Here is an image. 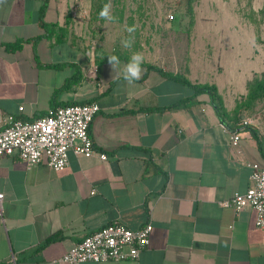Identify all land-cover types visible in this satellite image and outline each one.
<instances>
[{
  "label": "crops",
  "instance_id": "0c3cea01",
  "mask_svg": "<svg viewBox=\"0 0 264 264\" xmlns=\"http://www.w3.org/2000/svg\"><path fill=\"white\" fill-rule=\"evenodd\" d=\"M73 5L0 0V129L8 116L32 121L53 106L99 105L89 127L94 155L70 150L59 171L0 157V264H55L112 222L137 229L148 221L149 243L136 259L81 264H264V228L252 208L223 204L250 187L249 164L264 168V104L248 125L228 129L207 93L146 66L215 85L232 111L247 81L264 73L251 45L196 41L182 66L149 58L129 85L95 62ZM128 61L120 59L121 70Z\"/></svg>",
  "mask_w": 264,
  "mask_h": 264
},
{
  "label": "rangeland",
  "instance_id": "374dc122",
  "mask_svg": "<svg viewBox=\"0 0 264 264\" xmlns=\"http://www.w3.org/2000/svg\"><path fill=\"white\" fill-rule=\"evenodd\" d=\"M82 2L84 11L77 19L84 22L81 33L94 52L129 58L140 52L145 60L170 63L175 69L184 64L193 42L229 40L236 50V41H242L251 45L253 65L264 66V0H192L189 5L187 0H108L114 21L99 17L100 0L94 5L92 0ZM132 26L134 43L125 48L121 41L129 38L126 28ZM229 103H234L232 97Z\"/></svg>",
  "mask_w": 264,
  "mask_h": 264
},
{
  "label": "built area",
  "instance_id": "2783aa9c",
  "mask_svg": "<svg viewBox=\"0 0 264 264\" xmlns=\"http://www.w3.org/2000/svg\"><path fill=\"white\" fill-rule=\"evenodd\" d=\"M82 10V0H75L74 11L81 13ZM98 111L99 105L91 102L55 106L44 116L32 121L8 116L7 125L0 129V157L16 155L30 165L44 161L59 171L67 166L70 150L76 155L92 156L96 150L89 127ZM250 122V118H245L242 124L246 126ZM238 140V133H231V145L236 146ZM99 156L101 159L106 158L103 153ZM249 165L252 169L250 187L245 192H235L223 204L231 206L236 212L245 207L252 208L255 226L264 228V168L257 164ZM1 198L0 193V201ZM152 228L150 221L137 229L112 222L85 236L54 263L81 264L86 261L136 259L148 245Z\"/></svg>",
  "mask_w": 264,
  "mask_h": 264
},
{
  "label": "trees",
  "instance_id": "16d2710c",
  "mask_svg": "<svg viewBox=\"0 0 264 264\" xmlns=\"http://www.w3.org/2000/svg\"><path fill=\"white\" fill-rule=\"evenodd\" d=\"M92 1L94 5V0ZM191 1L192 0H187L188 5L191 3ZM107 3H108V0H100L98 10L100 9L102 10L103 7ZM187 10L191 15L193 14V8H191V5L189 8H187ZM94 53H95V62L97 64H100L102 62H108L107 55H116L119 57V59H124L126 61L130 59L129 57L123 56L117 52L112 53V54H106L104 52H101L100 49H97ZM146 66L149 69H155L159 71L160 73H162L164 76L168 78L176 79V80L183 82L184 84L193 88L195 94L207 93L209 95L210 102L212 106L214 107L216 113L218 114L221 122L228 129H233L235 126L242 124V121L246 117L252 116L253 114H255L258 107L261 104H264V73L255 74L253 78L249 80V82L247 83L246 95L240 98V100L236 102V105L232 111H227L224 106L222 96L218 92L215 85L213 84H193L182 74H173L170 72H165L161 68H158L157 66H154L151 64H146ZM91 102H94V101L88 100V101L78 102V104H85V103H91ZM71 104H77V103L74 102Z\"/></svg>",
  "mask_w": 264,
  "mask_h": 264
},
{
  "label": "clouds",
  "instance_id": "9594fccd",
  "mask_svg": "<svg viewBox=\"0 0 264 264\" xmlns=\"http://www.w3.org/2000/svg\"><path fill=\"white\" fill-rule=\"evenodd\" d=\"M99 17L106 21H114L115 17L111 13V5L106 4L99 13ZM135 26L127 27L126 31L129 33V38L121 41L123 47L131 48L134 43ZM108 63L111 66L113 72V78H122L127 84L132 85L134 82L139 81L142 78L144 69L142 65L145 57L143 53H133L129 61L120 68V59L116 55H107Z\"/></svg>",
  "mask_w": 264,
  "mask_h": 264
}]
</instances>
